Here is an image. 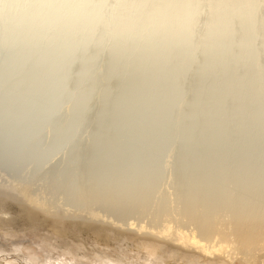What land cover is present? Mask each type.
<instances>
[{
	"label": "rangeland",
	"instance_id": "1",
	"mask_svg": "<svg viewBox=\"0 0 264 264\" xmlns=\"http://www.w3.org/2000/svg\"><path fill=\"white\" fill-rule=\"evenodd\" d=\"M83 1L102 18L81 35L44 38L41 13L28 39L10 38L18 14L0 31V251L36 264H264V0ZM24 187L49 205L25 204ZM166 221L225 239L223 262L136 229Z\"/></svg>",
	"mask_w": 264,
	"mask_h": 264
},
{
	"label": "bare ground",
	"instance_id": "2",
	"mask_svg": "<svg viewBox=\"0 0 264 264\" xmlns=\"http://www.w3.org/2000/svg\"><path fill=\"white\" fill-rule=\"evenodd\" d=\"M16 1L17 0H0V11L4 7V5H8L7 10L0 17V31H5L6 28H8L12 25V20H13V17L15 14H18L21 18H23L24 22H25V24L22 28H20L21 22L19 23V27L17 29L15 28L13 35L10 37L11 40H13L12 41L13 43H15L17 40L22 41L23 39H28L30 36H32L34 34L35 28L37 26V24L35 23V17L40 13L42 14V20L38 26L41 30V33L43 35L45 34L44 36L42 35L44 38L46 36V32L48 30H50L51 28L56 27V28L60 29L61 31H65V27L69 26V25L70 26H77L74 30L75 36L81 35L85 31H87L90 27L93 28L94 24L98 23L100 21V19L102 18L99 15V8H95L94 10L90 11L89 10V4H86L88 2H85L83 0H79L80 3H78L75 8H73L72 3L70 6L71 0H23L22 3H24V4H23L22 8H20V9L17 8ZM106 1L107 0H102L100 2V5ZM71 8H73V11H70ZM123 26L124 25H122V23L120 21L115 22L112 25V27L108 30L109 31L108 37H111L114 35H120L122 32ZM69 38H70L69 35L61 34V36H59V38L56 40V44L61 45L62 43L67 42ZM18 186H16V187H18ZM21 187H23V186H21ZM25 187L23 189L20 188L21 189L20 191H18L19 190L18 188H17L18 190L15 189L19 192V195H20V197H22L21 199H23L25 201V204L37 207V209L38 208H40V209L44 208L43 207L44 205L45 206L47 204L49 205V203L44 204L43 203L44 200H42V201L38 200L35 196L34 191H33L34 195H32L31 194L32 191L30 192V190H29L30 188H28L29 186L27 188H25ZM31 190H34V188L31 187ZM38 192H36V193H38ZM46 199H47V197H46ZM46 202H47V200H46ZM89 207H90V205L87 206V208H89ZM91 208H93V207H91ZM87 211H88V214L90 217L88 216L87 213H86V215L84 214L85 217H89L91 219L93 217L92 220H94V221L95 220L99 221V219H101V218L103 219V217H104V220L105 219L108 220L107 218H105V216L102 217L101 215H99L100 216L99 217L98 214H95V212L92 211V209H90V208L87 209L86 212ZM104 214H102V215H104ZM81 215H83V214H81ZM30 220H32V218ZM1 221H4V220H1ZM108 221H105V222H108L110 227L111 226H112V228L115 227L116 222L113 221V223H111L110 220H108ZM165 223L166 224L159 231L155 230V232L148 231L149 226L143 227V226H140L141 225L140 224L136 228L133 225L134 223L132 224V222H131V226L133 225L132 227L136 228L137 231L140 233H142V232L149 233L153 237V240H155V241L156 240H159V241L166 240V241L171 242L172 245H174V246L176 245V246L184 248L186 250L188 249L189 251H193L196 254L200 255L201 258H203L205 261L208 257H212V256H214L217 259H220L221 261L224 259L223 256H224L225 252H224V248H223L224 245L223 244L225 243V241H223V240H225V239H222L219 242V245H211L209 243L212 241L214 235L210 231L206 230V231H199L198 232L195 230H190V231L186 232L183 229H181L180 226H177L174 228V226H172V223L169 221H166ZM90 225L92 227L91 223H90ZM94 225H95V223H94ZM127 225H130V224H127ZM129 228H130V226H129ZM107 229H108V231L111 232V230L109 228H107ZM103 237L108 242H111V240H112V237L109 234H104ZM159 241H157V242H159ZM243 243L245 244V249L247 252H252L255 249L258 250V248L260 247L259 246L260 244H258L259 242H256L253 239L250 241H243ZM14 246H16V245H14ZM19 249H20V247H17V249H15L16 253L21 251ZM2 250L0 251V264H36L40 261V259H38L39 260L38 262H36V261L34 262V260H33L34 256H32V254H30V253L23 254L20 252V253H18L17 256H13L11 254L7 255V253H5V252L3 253ZM253 252H256V251H253ZM67 259H69V258H67ZM67 259H65V260L58 259L56 261V264H90L88 261L82 262V260H78L75 258L71 259L69 261H67ZM23 260H25V261L23 262ZM204 260H203V263L205 262ZM46 264H55V262L51 263L49 261L48 263L46 262ZM94 264H122V263H118L116 261H114V262L108 261L107 263H101L100 262V263H94ZM225 264H228V263H226V261H225Z\"/></svg>",
	"mask_w": 264,
	"mask_h": 264
}]
</instances>
